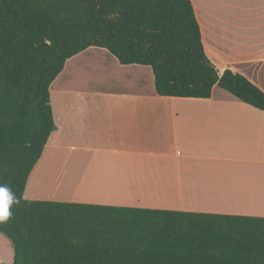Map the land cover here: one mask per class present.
Returning <instances> with one entry per match:
<instances>
[{
    "label": "trees",
    "instance_id": "16d2710c",
    "mask_svg": "<svg viewBox=\"0 0 264 264\" xmlns=\"http://www.w3.org/2000/svg\"><path fill=\"white\" fill-rule=\"evenodd\" d=\"M89 47L150 67L159 96L215 86L264 111V92L207 57L191 0H0V222L7 264H264V217L25 199L54 129L49 88Z\"/></svg>",
    "mask_w": 264,
    "mask_h": 264
},
{
    "label": "crops",
    "instance_id": "0c3cea01",
    "mask_svg": "<svg viewBox=\"0 0 264 264\" xmlns=\"http://www.w3.org/2000/svg\"><path fill=\"white\" fill-rule=\"evenodd\" d=\"M191 2L213 65L264 92V0ZM114 58L106 82L51 97L55 127L24 198L264 217V111L218 86L205 99L159 96L150 67ZM90 181L149 187L82 191ZM12 260L0 233V264Z\"/></svg>",
    "mask_w": 264,
    "mask_h": 264
},
{
    "label": "rangeland",
    "instance_id": "374dc122",
    "mask_svg": "<svg viewBox=\"0 0 264 264\" xmlns=\"http://www.w3.org/2000/svg\"><path fill=\"white\" fill-rule=\"evenodd\" d=\"M80 54L73 56L67 61L62 72L56 77L57 79H55L54 83L52 82L49 88L50 100L53 95L57 98L64 97L76 87L82 88L88 84L92 88L100 82H106L117 71L115 65L112 67L108 64L102 65L103 60L108 61L112 57L114 58L105 49H95L90 52L86 51L82 55ZM114 60L116 61L115 58ZM55 82L59 83L58 88L55 87Z\"/></svg>",
    "mask_w": 264,
    "mask_h": 264
},
{
    "label": "bare ground",
    "instance_id": "6f19581e",
    "mask_svg": "<svg viewBox=\"0 0 264 264\" xmlns=\"http://www.w3.org/2000/svg\"><path fill=\"white\" fill-rule=\"evenodd\" d=\"M147 183L148 182H144V181L126 182V183H124L125 186L121 187V184L118 183V182H108V183H105L104 185H100L97 181H90L86 185H84V187H82V189H84V191L88 190V191H92V192L106 191L107 189H108V191H109V189L111 191L118 190V189L121 190L122 189V190L135 191V192H138V193H146L148 191V187H149L148 186L149 183L148 184ZM161 185H163V184L159 183L158 187H160ZM159 189H160L159 190V194L160 193L162 195L165 194L166 191L163 188H159ZM156 195H158V194L156 193Z\"/></svg>",
    "mask_w": 264,
    "mask_h": 264
},
{
    "label": "clouds",
    "instance_id": "9594fccd",
    "mask_svg": "<svg viewBox=\"0 0 264 264\" xmlns=\"http://www.w3.org/2000/svg\"><path fill=\"white\" fill-rule=\"evenodd\" d=\"M19 201L11 193V191L4 186H0V222H5L12 215L10 209Z\"/></svg>",
    "mask_w": 264,
    "mask_h": 264
}]
</instances>
